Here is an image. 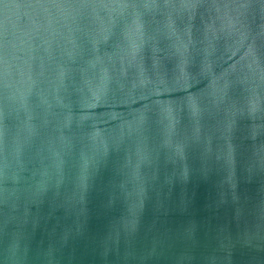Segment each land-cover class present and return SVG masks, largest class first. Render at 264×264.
<instances>
[{"label": "water", "instance_id": "1", "mask_svg": "<svg viewBox=\"0 0 264 264\" xmlns=\"http://www.w3.org/2000/svg\"><path fill=\"white\" fill-rule=\"evenodd\" d=\"M0 264H264V0H0Z\"/></svg>", "mask_w": 264, "mask_h": 264}]
</instances>
